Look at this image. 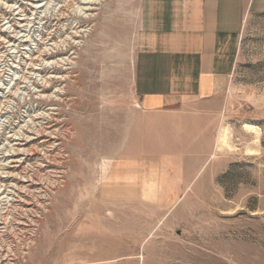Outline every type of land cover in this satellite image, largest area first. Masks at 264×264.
<instances>
[{
  "label": "rangeland",
  "instance_id": "obj_1",
  "mask_svg": "<svg viewBox=\"0 0 264 264\" xmlns=\"http://www.w3.org/2000/svg\"><path fill=\"white\" fill-rule=\"evenodd\" d=\"M67 1L72 2L41 0L47 4L38 10L33 0H0V71L12 79L16 70L25 77L31 58L50 51L54 42L83 30L77 43L61 44L55 57H70L72 64L42 69V76H55L47 92L53 93V106L33 97L15 99L9 108L16 129L26 126L20 118L31 124L46 106L54 108L47 111L55 121H44L48 134L28 143L4 131L0 161L8 167L1 166L0 176L17 177L24 167L31 177L8 180L13 205L4 210L6 223L0 219V240L7 242L0 244V264H264V12L251 14L244 26L213 152L201 155L208 161L153 163L136 159L135 68L143 0H97L75 9L65 7ZM79 6L92 8L82 11L88 17L79 16ZM16 29L22 30L17 36ZM23 35L28 42L20 41ZM20 43L29 50L18 55ZM31 80L25 81L30 87ZM246 124L257 126L260 136ZM224 130L229 145L219 142ZM8 142L34 154L17 153L24 164L10 167L16 163L3 158L14 155L3 147ZM154 164L178 165L174 173L181 176L154 185ZM188 165L203 167L189 187L181 178ZM19 212L26 213L21 223ZM10 225L15 230L7 231Z\"/></svg>",
  "mask_w": 264,
  "mask_h": 264
},
{
  "label": "crops",
  "instance_id": "obj_2",
  "mask_svg": "<svg viewBox=\"0 0 264 264\" xmlns=\"http://www.w3.org/2000/svg\"><path fill=\"white\" fill-rule=\"evenodd\" d=\"M263 12L264 0L142 1L135 68L137 161H208L201 155L213 152L244 26L251 14ZM177 166L154 164V185L181 176L174 173ZM202 169L184 166L189 172L182 184H196Z\"/></svg>",
  "mask_w": 264,
  "mask_h": 264
},
{
  "label": "bare ground",
  "instance_id": "obj_3",
  "mask_svg": "<svg viewBox=\"0 0 264 264\" xmlns=\"http://www.w3.org/2000/svg\"><path fill=\"white\" fill-rule=\"evenodd\" d=\"M41 0H33V4H35V6H33L35 9H38L39 10V8H43L47 3H43L42 4V2H40ZM83 1V2H82ZM40 2V3H39ZM96 3L97 2V0H77V2L75 1V0H72V2H69V1H67L66 2V4L64 5L65 7H67V8H73V9H75V6H76V4L77 3H79V4H86V5H88V4H90V3ZM32 4V5H33ZM10 7V6H9ZM59 8V7H58ZM77 9H80V14H79V16H81L82 15V18H83V16L85 15V17H88L89 15L86 13V12H84V13H82V11L83 10H90V9H92V8H88V7H78ZM22 10H23V8H22ZM68 11V10H67ZM21 12H25V11H21ZM65 12L66 11H64V10H61V13H60V16H61V18L62 17H64V14H65ZM70 13V12H69ZM68 15V14H67ZM92 15V14H91ZM68 17V16H67ZM58 18V17H57ZM90 18V17H89ZM20 19H22L23 21H25V18H20ZM60 21V20H59ZM24 25V24H23ZM33 26H34V24H33ZM13 27H14V30H15V27H16V25H15V23L14 24H12V26H11V28L13 29ZM19 27H23L22 26V24H19V26H17V28H19ZM75 27V26H74ZM21 29V28H20ZM2 31H4V30H2ZM20 31V32H19ZM84 31H86V30H84ZM18 32L19 33H21L22 32V30H18V29H16V31L14 32L15 33V35L17 36V34H18ZM81 32H83V30H78V29H76V31H74V32H71V34H69L67 37H66V39H64L62 42H54L52 45V47L50 48V51H47V50H45V51H43V52H40L37 56H35L34 58H31V61H30V66H31V70L29 71V73L25 76V77H22V75L23 74H20L19 72H17V74L19 75L18 76V79H20L21 80V84L22 85H19V83H18V81H16V83L14 84V85H10L9 86V90H8V92L7 93H4V91H2V89H3V85H2V82L0 81V88H1V91L2 92H0V94L1 95H4L3 97H4V101H5V103H3L4 105L3 106H0V113L1 114H3V116H0V150H1V144H2V138H3V136H1V131H3L4 130V128L6 127V125L9 123V120H7V118L8 117H6V119H3V117H4V115L5 114H8V107H10V103H11V101L10 100H12V98L14 97V96H17V95H21V94H25L24 92H26V90L29 88V86H30V84L28 83V82H25V81H27L28 80V78H30V79H32L31 81H33V82H31V84L34 86L33 88H31L32 90H30V93L28 94V97L29 96H31V95H36V97H40L42 100H44V101H47L46 103H47V105H52L51 104V101H52V99H53V93H51V94H49V93H47L48 92V87L51 85V84H53L52 82H53V78H55V76H53V75H51V76H49V77H47L46 75H44V76H42L43 75V71L45 70V69H52V70H57L58 68L57 67H60V65L61 66H64V65H69V64H72L73 62H72V59L70 58V57H68L67 59L65 58V57H58L57 59L55 58L58 54H59V52H61L62 50H61V44H65L67 47L69 46V44H72V43H77L76 42V38L75 37H79L80 36V34L79 33H81ZM2 35V34H1ZM16 36H15V38H16ZM25 35H23V36H21V42L22 43H26V42H28L29 41V38H23ZM27 36V35H26ZM17 40H19V39H17ZM8 44H10L11 46L14 44H12V42H7ZM20 45H23V47L21 48V50H18L17 51V53H18V55L21 53V51H23V50H29V47H28V45H26V44H21L20 43ZM13 46H15V45H13ZM19 49V48H18ZM17 50V49H16ZM16 50H15V52H16ZM13 51V53H15L14 52V50H12ZM52 51V52H51ZM12 54V53H11ZM27 57V56H26ZM28 59H30V58H28ZM38 64L40 65V66H44V67H38ZM49 64H51L52 66H49ZM14 68H16L15 67V65L13 66ZM18 68H20V67H18ZM30 68V67H29ZM21 69V68H20ZM38 69H40V70H38ZM42 69H44V70H42ZM2 72H5L6 73V71L5 70H1L0 71V78L2 77V78H5V76L6 75H4V74H2ZM14 73H16V72H14ZM42 74V75H41ZM25 75V74H24ZM28 77V78H27ZM37 77H41V81H42V78L44 79L43 80V82L40 84V85H42V86H39V87H37L38 86V84L39 83H37V81H36V78ZM23 78H24V81H23ZM62 78H63V76H62ZM35 85H37V86H35ZM4 89H7V87L5 88L4 87ZM62 90V88H59L58 89V92L59 91H61ZM38 95V96H37ZM57 97V95L55 96V98ZM40 105V104H39ZM44 105V104H43ZM53 106V105H52ZM47 108H42V111H41V113L40 112H38L37 114H36V116L35 117H32V118H34L33 120H32V123L31 124H29V122H26V126H20L19 127V129H16V128H13L12 130H11V132H13V135L12 136H9V137H13V136H20L19 138H13L14 140H25V141H27L26 143H28V142H30V141H33L34 139H38V138H40V135H41V137L43 136V134L44 135H47L48 133H45L47 130H48V128L46 129V126H44V121L45 122H50V120L51 121H53L54 120V116H52L51 115V113H49L47 110H54V108L53 107H48V106H46ZM6 109L5 111H3V109ZM41 109V108H40ZM46 110V111H45ZM40 115H43V116H40ZM55 115V114H54ZM48 118H50V119H48ZM40 119V120H39ZM47 119H48V121H47ZM2 120H4L3 121V124H2ZM55 121V120H54ZM48 122V123H49ZM53 123V122H52ZM51 125V124H50ZM248 130H250V131H254L257 135H259L260 134V131H259V128L257 127V126H254V125H249V124H246V126H245ZM32 131V132H31ZM49 132V131H48ZM52 132L53 131H50L49 133L50 134H52ZM21 133V134H20ZM27 133H31V134H27ZM260 136V135H259ZM8 137V138H9ZM24 138H27V139H24ZM228 138H229V131L228 130H224L223 131V133L221 134V136H220V138H219V142H220V144L221 145H229L228 144ZM258 138V137H257ZM259 139V138H258ZM258 139H257V141H258ZM46 140V139H45ZM12 141V140H11ZM9 143H11V142H9ZM25 143V142H24ZM24 143L22 144V145H24ZM15 145H20V143L19 142H15V143H11V144H9V146L7 147V149H5V151L6 152H10L11 150H8V148L9 149H12V150H14V155H12V154H5V156H3V158L4 157H6V159H7V161H8V158L9 157H12V159H9L10 161H8V162H10V163H12V162H15L16 164H14V165H12V166H10V167H21V166H23V164H24V160H25V157H18V154H20V155H25V153H28V152H31L32 154H30V155H33L34 153H33V151L31 150V149H29V148H25V147H23L24 149H20V148H18V147H16L15 148ZM230 147V146H229ZM21 150H23L24 151V154H22L21 152H19V151H21ZM16 153V154H15ZM18 153V154H17ZM250 153H253V151H251ZM28 155V154H27ZM6 159L4 160V161H6ZM27 159V158H26ZM3 161V162H4ZM1 166H7L8 167V165H6V164H4V163H2V161H0V170H1ZM7 173H9V175L7 176V178H4V176H0V188H3L4 187V190L0 193V197L2 196V198H0V219L1 220H3V222L4 223H6L5 222V220L7 219L6 218V214L4 213L5 211V208H8V207H10V206H12L13 205V203H10L13 199H11V198H9L12 194V192H10L9 191V189H8V187H9V184H11V181H8L9 179L8 178H10V177H12V178H16V179H19L20 181H24V180H21L22 178H27V179H29L30 177H31V174H30V172H28V170H26L24 167L22 168V170H21V172L20 173H18V176L16 177V176H14L11 172H7ZM37 173V172H36ZM27 181H29V180H27ZM15 185V184H14ZM12 186V185H11ZM16 186H17V184H16ZM21 212H23V210L21 211ZM20 213V212H19ZM19 215V218L17 219V220H20V223H21V221H22V216L23 215H26V213L24 212V213H20V214H18ZM16 216V215H15ZM14 216V217H15ZM8 217V216H7ZM24 217V216H23ZM25 218V217H24ZM9 223V222H8ZM24 223V222H23ZM1 225V224H0ZM18 225H19V223H18ZM13 227V226H12ZM11 227V225L10 226H8L7 228H6V226L4 227V228H6V229H8L7 231H9L10 232V229L12 228ZM3 228V227H2ZM13 229V228H12ZM13 230H15V229H13ZM12 230V231H13ZM14 232V231H13ZM1 235V234H0ZM2 237V236H1ZM3 238V237H2ZM3 242L6 244L7 242H6V240L5 239H3V240H0V244H3ZM3 246V245H2ZM4 247V246H3ZM0 248H1V246H0ZM11 250V249H10ZM6 251H7V249H6ZM2 254L3 253H0V260L2 259ZM8 254V253H7ZM16 255V254H15ZM0 263H1V261H0Z\"/></svg>",
  "mask_w": 264,
  "mask_h": 264
},
{
  "label": "built area",
  "instance_id": "obj_4",
  "mask_svg": "<svg viewBox=\"0 0 264 264\" xmlns=\"http://www.w3.org/2000/svg\"><path fill=\"white\" fill-rule=\"evenodd\" d=\"M14 72H16V73H14V75H16V78L12 79V74H8V73H7L8 75H6L7 78H2V79H3V80H2V85H3V89H2V91H4V90L6 91V92H4V93H7L8 90H9V86H10V85H14V84L16 83V81H18L19 85H22V84H21V80L18 79V76H19V75L17 74V72L20 73V70H16V71H14ZM20 74H21V73H20ZM8 77H9V79H8ZM9 82H10V83H9ZM35 86H37V85H35ZM39 86H42V85L38 84L37 87H39ZM4 87H5V88L7 87V89H4ZM33 87H34L33 85H31V87L29 86V88L26 90V92H24L25 94H21L20 96H19V95L14 96V97L12 98V100H10V101H11V103H10V107L13 105L12 102H14V100H15V99H18V98H19V99H22L23 101H26V100H32L33 97H35L37 100L40 99V97H36V95H34V94L28 97V94L30 93V90H32L31 88H33ZM3 96H4V95H0V98H3V101L0 102V106H3V105H4L3 103H5V101H4L5 99H4ZM2 102H3V103H2ZM40 102H41V100L37 103V104H38V109H40V105H39ZM5 104H6V103H5ZM10 107H8V111H9L8 114H5L4 117H3V119H6V117H8L7 120H9V123L6 125V127L4 128V130L1 131V132H2V133H1V136L4 137V136H5V134H4L5 132H4V131H5L6 129H10V131H9V132H10V135H8L7 138H8L9 136H12V135H13V132H11V130L14 128V127L10 126L11 124H13V123H12V119H11V117H10V115H9V114L11 113L10 110H9ZM25 107H26V106H25ZM25 107H24V108H25ZM16 108H17V107H16ZM5 110H6V109L4 108L3 111H5ZM31 110H32V109L29 108V112H31ZM35 110H36V109H35ZM35 110H33L32 112H34ZM16 111H17V110H16ZM0 116H3V114L0 113ZM19 120H22L23 122L26 121V120H24V119H22V118H20ZM3 121H4V120H2V124H3ZM22 121H21V122H22ZM26 122H27V121H26ZM26 122H25V123H26ZM19 124H20V123H19ZM15 128H16V127H15ZM13 137H15V136H13ZM13 137H12V138H13ZM9 138H11V137H9ZM9 144H10L9 142L6 143L5 146H4V144H3L4 149H7V147L9 146ZM8 175H9V173H8ZM4 178H7V176H4ZM8 179H10V178H8ZM3 190H4V188H3ZM0 193H1V192H0ZM0 198H2V196H1ZM9 198H11V196H10ZM11 199H12V198H11ZM5 210H6V208H5ZM6 211H7V210H6Z\"/></svg>",
  "mask_w": 264,
  "mask_h": 264
}]
</instances>
